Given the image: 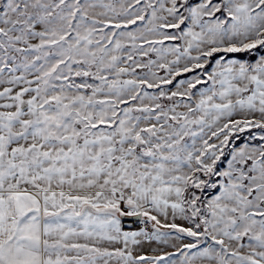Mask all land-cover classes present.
Listing matches in <instances>:
<instances>
[{
	"label": "snow or ice",
	"instance_id": "1",
	"mask_svg": "<svg viewBox=\"0 0 264 264\" xmlns=\"http://www.w3.org/2000/svg\"><path fill=\"white\" fill-rule=\"evenodd\" d=\"M0 264H264V0H0Z\"/></svg>",
	"mask_w": 264,
	"mask_h": 264
}]
</instances>
